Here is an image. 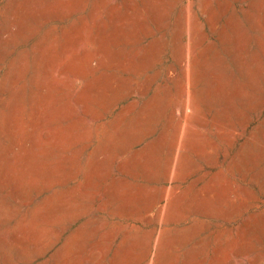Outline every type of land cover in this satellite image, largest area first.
Returning <instances> with one entry per match:
<instances>
[{
	"label": "rangeland",
	"instance_id": "1",
	"mask_svg": "<svg viewBox=\"0 0 264 264\" xmlns=\"http://www.w3.org/2000/svg\"><path fill=\"white\" fill-rule=\"evenodd\" d=\"M0 264H264V0H0Z\"/></svg>",
	"mask_w": 264,
	"mask_h": 264
}]
</instances>
